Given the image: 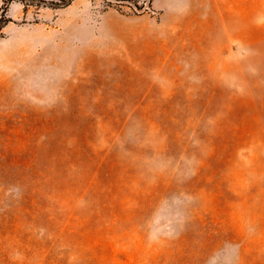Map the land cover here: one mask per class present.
<instances>
[{"label":"rangeland","instance_id":"374dc122","mask_svg":"<svg viewBox=\"0 0 264 264\" xmlns=\"http://www.w3.org/2000/svg\"><path fill=\"white\" fill-rule=\"evenodd\" d=\"M56 2L0 0V264H264V0Z\"/></svg>","mask_w":264,"mask_h":264},{"label":"crops","instance_id":"0c3cea01","mask_svg":"<svg viewBox=\"0 0 264 264\" xmlns=\"http://www.w3.org/2000/svg\"><path fill=\"white\" fill-rule=\"evenodd\" d=\"M187 2L190 3H205V2H213L217 0H186ZM238 2H248L249 0H237Z\"/></svg>","mask_w":264,"mask_h":264},{"label":"trees","instance_id":"16d2710c","mask_svg":"<svg viewBox=\"0 0 264 264\" xmlns=\"http://www.w3.org/2000/svg\"><path fill=\"white\" fill-rule=\"evenodd\" d=\"M70 2V0H58V2H56L57 5H60V6H63V5H66ZM134 6L136 9H140L141 6H139L137 3H134ZM0 28H1V25H0Z\"/></svg>","mask_w":264,"mask_h":264}]
</instances>
